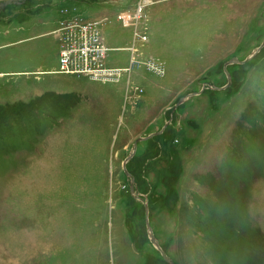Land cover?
<instances>
[{"label": "rangeland", "instance_id": "374dc122", "mask_svg": "<svg viewBox=\"0 0 264 264\" xmlns=\"http://www.w3.org/2000/svg\"><path fill=\"white\" fill-rule=\"evenodd\" d=\"M139 1L0 11V264H167L142 201L174 264H264V0H145L119 82L55 72L73 19L129 67Z\"/></svg>", "mask_w": 264, "mask_h": 264}, {"label": "built area", "instance_id": "2783aa9c", "mask_svg": "<svg viewBox=\"0 0 264 264\" xmlns=\"http://www.w3.org/2000/svg\"><path fill=\"white\" fill-rule=\"evenodd\" d=\"M145 6V0H140L134 9L133 41L132 46L127 48L131 52L129 67L111 68L106 66L105 60L109 49L106 47L101 33L104 21L84 23L81 20L73 19L62 24L54 33L59 45L58 70L55 72L62 75L85 77L93 82H119L121 76L130 72L132 66L138 63L135 59L136 43L147 42V36L137 31V22L141 19ZM144 65L155 75L163 74L161 63H156L152 58Z\"/></svg>", "mask_w": 264, "mask_h": 264}, {"label": "water", "instance_id": "95a60500", "mask_svg": "<svg viewBox=\"0 0 264 264\" xmlns=\"http://www.w3.org/2000/svg\"><path fill=\"white\" fill-rule=\"evenodd\" d=\"M26 0H9V1H6L5 3L1 4L0 3V11L5 8V6H8V5H12V4H18V3H24ZM262 47H264V41L260 44L259 47H257L247 58L245 61L241 62V63H246L248 60H250L251 57L254 56V54L256 52H258ZM232 62H235V61H230L229 64H232ZM227 66V64H226ZM226 66L224 67V72H225V76H226V79H227V84L225 85V87H221V88H213V89H216V90H222L224 88H226L227 86H229L231 84V76L227 73L226 71ZM190 96H187L185 97L184 99H182L180 101V103L184 102L186 99H188ZM177 107V105L175 106V108ZM166 127V124L165 126L162 128V130H160L159 132H156V133H152V134H149L145 137H140V138H137V140L134 142L133 144V148L130 152V154L125 158L124 162H123V169H124V172L127 176V178H129V188H130V194L137 200L139 201H142L141 198L137 197L135 192H134V188H133V180L130 178V175L128 174L127 170L125 169V165L126 163L134 156L135 154V150L137 148V144L139 142H143V141H147V140H150V139H153L155 136H158L160 135L164 128ZM143 205H144V211H145V225H146V229H147V235H148V238L151 242V244L153 245V247L159 252V254L161 255L162 259L167 263V264H174L173 261L167 257V255L165 254V252L160 248L159 244L157 243L156 239L154 238L153 236V233L151 231V228L149 226V222H148V217H147V214H148V210H147V204L145 202H143Z\"/></svg>", "mask_w": 264, "mask_h": 264}]
</instances>
